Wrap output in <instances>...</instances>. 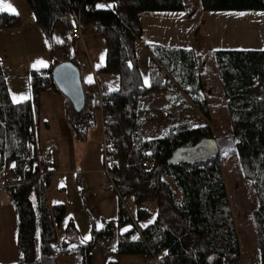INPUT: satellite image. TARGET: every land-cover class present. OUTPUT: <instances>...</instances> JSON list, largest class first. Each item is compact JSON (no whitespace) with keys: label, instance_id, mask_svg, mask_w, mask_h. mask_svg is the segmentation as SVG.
Returning <instances> with one entry per match:
<instances>
[{"label":"trees","instance_id":"obj_1","mask_svg":"<svg viewBox=\"0 0 264 264\" xmlns=\"http://www.w3.org/2000/svg\"><path fill=\"white\" fill-rule=\"evenodd\" d=\"M26 2L49 45L55 28L71 27V21L91 28L96 38H102L105 61L97 73L116 76L118 88L101 94L94 81L82 85L84 105L76 111L52 76L53 68L64 60L76 65L75 55L66 53L64 60L56 62L52 53L49 68L30 71V98L16 103L11 99L0 61V169L15 176L14 183L8 184V199L16 214V247L21 255L16 264H59V256L69 246L54 232L63 219V205H46L41 197L53 171L37 149L43 92L64 97L65 119L78 143L85 141L96 125L99 109L109 120L113 155L118 162L116 189L121 193L116 219L117 254L141 255L145 261L156 256L160 264H242L222 176L225 149L209 151L217 138L209 123L190 118L188 122L164 125L162 132L153 136L139 130L147 110L142 99L152 93L171 95L181 90L205 120L211 119L204 96L211 84L202 79L193 48L147 45L146 84L136 52V42L143 35L140 15L183 12L184 0ZM198 3L203 12L264 11V0ZM98 4L106 6L98 8ZM19 26L20 15L0 12V29ZM213 57L233 138L228 149L237 156L243 178L252 186L248 216L254 226L258 261L264 264V49H217ZM26 157L28 169L23 168ZM128 198H132L133 204L128 205L132 215L122 203ZM154 205L155 212H151ZM126 226L129 229L120 232ZM90 234L88 241L70 251L79 256L78 264H92L96 241L111 239L115 232L107 223L101 229L92 226Z\"/></svg>","mask_w":264,"mask_h":264},{"label":"rangeland","instance_id":"obj_2","mask_svg":"<svg viewBox=\"0 0 264 264\" xmlns=\"http://www.w3.org/2000/svg\"><path fill=\"white\" fill-rule=\"evenodd\" d=\"M184 3L185 11L183 12H145L143 16L141 15L144 35L136 42V52L138 50L140 67L145 72L147 70V57L149 62L147 45L165 44L167 47L186 46L187 48H193L197 53L202 79L211 84V89L204 91V96L209 102L211 119L209 121L205 120L191 98L181 90L171 95L152 93L142 99L147 110L144 114V125L139 130L144 135L153 136L152 134H160L165 126L183 121L188 122L190 118H201L203 122L209 123L214 135L217 137L214 144L210 146L209 151L225 149L221 159L222 176L238 232L242 264H259L254 226L248 216L252 209V186L243 178L237 156L232 152V149H228L233 142V138L227 112L222 104L223 95L220 90V77L213 52L225 48L264 49V11L203 12L199 8L198 0H184ZM13 13L20 15L21 26L0 30V61L10 82L13 100L22 98L24 94L26 98L31 96L30 71L32 69L49 68L53 61L52 50L55 52L56 62L62 60L66 53L74 54L76 67L78 71L82 72L81 80L83 84L87 85L93 81L94 68H100L105 61V42L102 38L91 36V28H82L83 41L77 43L72 49H64L60 35L58 37L53 36L51 45L48 44L39 30L40 28L32 22L34 16L26 0L20 1L17 7H14ZM227 13L231 14L224 15ZM8 33H13L16 37L4 36ZM11 50L13 53H11ZM14 54L16 56H13ZM6 58L11 59L10 64L20 68L21 72L19 74L8 73L9 63L6 62ZM98 78L109 84L108 89L109 87L111 89L115 88L116 81L111 74L98 73ZM46 95L50 94L45 92L42 95L44 103L51 100ZM55 95L53 96L58 97ZM59 97L63 99V96L59 95ZM183 102L186 104L181 105ZM105 117L99 109L96 119L99 121L101 129ZM107 124L111 130L109 120ZM82 151L81 147L77 150L80 154H82ZM59 152L63 164H71V170L78 171L82 169L75 154L66 157L62 150ZM89 161L96 164L98 156L91 152ZM86 163L88 165V161ZM0 189L5 190L1 183ZM69 191L72 199L69 208H71L70 215L72 216L73 225L67 232L74 235L73 243L84 242L91 237V222L96 228H101L105 216L115 217V205H117L118 197L116 194H107L101 190L95 191L92 189L85 198L81 195L79 189H69ZM1 203H3V206L0 205V252L3 253L4 262L6 260L11 262L15 244V210L4 191L0 192ZM110 206L112 208L111 214ZM68 220L66 216L62 225L66 226ZM112 242L115 243L116 240L99 239L92 249L93 264H105L108 258H113L111 250H115V247H113ZM124 260L126 259L122 258V264ZM59 261L60 264H77L73 255H61ZM145 264H148V262L145 261Z\"/></svg>","mask_w":264,"mask_h":264},{"label":"crops","instance_id":"obj_3","mask_svg":"<svg viewBox=\"0 0 264 264\" xmlns=\"http://www.w3.org/2000/svg\"><path fill=\"white\" fill-rule=\"evenodd\" d=\"M20 1H22V0H0V12H8V13L16 14V13H13L14 7H17V4H19ZM103 6H104L103 4L97 5L98 8H102ZM223 12H230V11H223ZM144 13H142L141 15L143 16ZM229 14H231V13H227L224 15H229ZM16 15H19V14H16ZM141 15H140V19H141ZM32 22L36 26L35 21H32ZM141 22H142V20H141ZM70 26H78V28L80 29V32H81V37H82L80 42H82L83 41V29L82 28H86V27H82L80 24L73 22V21L70 22ZM142 26H143V24H142ZM59 28H61V29H59ZM65 28H71V27H65ZM63 29H64V27L57 26L53 32V36L58 37ZM91 32H92V30H91ZM41 34H42V32H41ZM4 36L16 37L13 33H8L7 35H4ZM91 36L95 37L93 33H91ZM161 43L163 44V42H161ZM163 45H165V44H163ZM175 47H177V46H175ZM181 47L187 48L186 46H181ZM225 49H228V48H225ZM137 53H138V50H137ZM147 53H148V51H147ZM11 57H13V56H11ZM138 59H139V57H138ZM5 60H6V62L9 63L11 59L9 60L8 58H6ZM139 65H140V61H139ZM146 66H147V70L145 72H143L141 67H140L141 72H142V76H143V81L145 84L148 82V57H147V65ZM7 71H8V73L13 74V75L19 74L21 72L20 68L15 67L10 63H9V68L7 69ZM3 73H4V76H5L7 85H8V89L10 91V82L6 76V71H3ZM79 74H80V81L82 82V80H81L82 72L80 70H79ZM111 76L116 81V86L114 89H111L109 87L110 91L116 90L118 88V78L114 75H111ZM93 77H94L93 78L94 82H95V78H97L101 82H105L107 84V86L109 85L106 81H103V80L98 78L97 69H95V68L93 70ZM81 84L84 85L83 82ZM16 90H14V91H16ZM44 93L45 92H43L41 94V103H40L41 123H40L39 133H38V147H37V149H38V153H40V155L44 151L52 150L54 153V162L52 163L53 171L50 175L49 184H47L42 189L41 197H42V201L46 205H50V206L63 205L64 210H65L64 216H63L62 221L59 224V227L56 228V231H57V233H59L58 239L69 242V246H68L67 250L64 253H62L61 255H66V254L67 255H73L75 258V262L78 264L79 256L76 257V255H74L70 251H72L74 249V247H76L77 245H79L83 242L73 243L72 239L74 238V235L67 232L68 229L71 228L73 225L72 224L73 221L71 219L72 216L70 215V209L71 208H69L71 206V203H72L71 202L72 199L70 197L69 189H79V192L85 198L87 197L88 193L92 189L95 191H99V189H98V183L100 181L99 170L102 166V154H101V133H102V129L100 127V123H98L99 121H97L96 125L89 131L87 139L83 142H79V143L76 142L74 140L72 130H71L70 126L68 125V122L65 119V115H64L65 99H64V97L62 99L61 97H59L58 95H55L54 93L46 92V93L50 94V95H46V96H47V98H49L51 100L44 103V101H42V95ZM10 95H11V91H10ZM53 95L58 96V97H54ZM29 98H30V96L28 98H26L25 94H24V96L22 98H18V100H13L12 96H11L12 101H14L16 103L21 102L25 99H29ZM80 147L83 149L82 154L77 152L78 148H80ZM60 150H62L66 154V157H69V155L73 156V154H75L76 158L79 159V165L82 169L78 170V171L77 170H71L70 169L71 164L70 165H68V163L63 164L62 160L60 159V152H59ZM63 152H62V154H63ZM91 152L95 153L98 156V161L96 164L91 163L89 161V154ZM56 153H57V156H56ZM37 161H38V157L35 156L34 162H37ZM87 161H88V165L86 163ZM105 193H107V192H105ZM107 194H112V193H107ZM115 194L117 195L118 201H119V199H121V193L118 191V194L117 193H115ZM118 201H117V205H115V217L110 218V216H105L104 220H103L104 224L101 227V228H103L106 226L107 223H110V226L112 227V229L115 232L113 238H111L112 240H114V239L116 240L115 243L112 242V245L115 248H116V243H117L116 235L119 232L118 228L116 226L117 225L116 219H117ZM122 203L125 205V207L127 205H132L133 204L132 198H128V200L126 202H124V200H122ZM0 205L3 206L2 203ZM154 207H155L154 210H150L151 212H155L156 205H154ZM111 211H112V208L110 206V214H111ZM66 216L69 220L67 222V225L64 226V225H62V222ZM14 217H15V221H16V215L15 214H14ZM92 226H94V225L91 222L90 233H91V227ZM101 228H97V229H101ZM127 229H129V226L122 228L120 230V232L125 231ZM38 241H41V238H39ZM98 241L99 240L96 241V244ZM84 242H86V241H84ZM111 252H112L113 258L112 259L108 258L106 260L105 264L108 261H116L119 264H122V258L126 259L123 261V264H145V258H143V256H141V255H120V254H117L115 252V250H111ZM61 255H60V257H61ZM11 258H12L11 262H8L7 260L4 262L3 253L0 252V263L16 264V263H20V261H21L20 252L18 251V249L16 247V227H15V244L13 247ZM76 258H77V260H76ZM59 264H60V261H59ZM92 264H93V255H92Z\"/></svg>","mask_w":264,"mask_h":264},{"label":"built area","instance_id":"obj_4","mask_svg":"<svg viewBox=\"0 0 264 264\" xmlns=\"http://www.w3.org/2000/svg\"><path fill=\"white\" fill-rule=\"evenodd\" d=\"M80 29L78 27H71L67 28L63 31L61 35V39L63 42L67 45H71L78 37H80L79 33ZM96 87L98 88L99 93H105L108 92V86L105 82H101L97 78H95ZM108 119L105 117L103 119V124H102V166L99 170V176H100V181L98 183V189L107 192V193H112L118 194L117 187H116V180H117V168H118V162L114 158L113 155V141L111 138V130L110 127H108ZM41 158L45 163L52 169V163L54 162V156H53V151L52 150H47L44 151L41 154ZM29 165V159L28 157L25 158L23 168L28 169ZM149 165V163H148ZM15 180V176L6 170L0 169V183L2 186L5 188V190L0 189V192H5L6 197H8V184H13ZM3 204V203H2ZM133 212V211H132ZM131 212V215H132ZM56 228H54V232L57 235L58 239V233L56 231ZM140 237L138 238V240ZM50 241L53 242V239H49ZM47 241V240H46ZM148 264H160L159 262V257H153L149 259Z\"/></svg>","mask_w":264,"mask_h":264},{"label":"water","instance_id":"obj_5","mask_svg":"<svg viewBox=\"0 0 264 264\" xmlns=\"http://www.w3.org/2000/svg\"><path fill=\"white\" fill-rule=\"evenodd\" d=\"M52 74L59 91L71 101L76 111H80L84 105V92L77 67L72 62H64L56 66Z\"/></svg>","mask_w":264,"mask_h":264},{"label":"bare ground","instance_id":"obj_6","mask_svg":"<svg viewBox=\"0 0 264 264\" xmlns=\"http://www.w3.org/2000/svg\"><path fill=\"white\" fill-rule=\"evenodd\" d=\"M65 29H67V28H65L64 27V29L62 30V32L60 33V39H61V35H62V33H63V31L65 30ZM79 33H80V37H78L71 45H67V44H65L64 42H63V40L61 39V41L63 42V48L64 49H66V48H68V49H72L77 43H79L80 41H81V32L79 31ZM11 53H13V51L11 50ZM15 53V52H14ZM52 53L54 54V56H55V52L52 50ZM52 53H51V55H52ZM13 56H16L15 54L13 55ZM55 59H56V57H55ZM62 60H64V57H63V59ZM62 60H60V61H62ZM64 62H71V61H62L61 63H59V64H57L56 66H58V65H60V64H62V63H64ZM74 64V63H73ZM75 65V64H74ZM55 66V67H56ZM76 66V65H75ZM54 67V68H55ZM53 68V69H54ZM53 71V70H52ZM80 75V74H79ZM52 76H53V74H52ZM10 92V91H9ZM101 135H102V133H101ZM126 208H127V210H128V213H129V215H131V212H132V209L127 205L126 206Z\"/></svg>","mask_w":264,"mask_h":264}]
</instances>
